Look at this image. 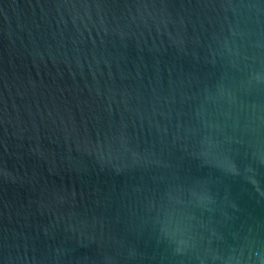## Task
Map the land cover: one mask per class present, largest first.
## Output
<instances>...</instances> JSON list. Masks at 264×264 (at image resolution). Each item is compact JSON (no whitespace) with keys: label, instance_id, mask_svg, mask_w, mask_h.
<instances>
[{"label":"water","instance_id":"obj_1","mask_svg":"<svg viewBox=\"0 0 264 264\" xmlns=\"http://www.w3.org/2000/svg\"><path fill=\"white\" fill-rule=\"evenodd\" d=\"M0 264H264V0H0Z\"/></svg>","mask_w":264,"mask_h":264}]
</instances>
